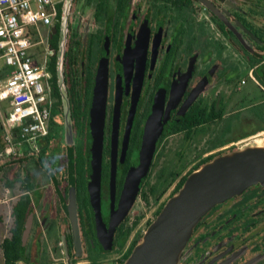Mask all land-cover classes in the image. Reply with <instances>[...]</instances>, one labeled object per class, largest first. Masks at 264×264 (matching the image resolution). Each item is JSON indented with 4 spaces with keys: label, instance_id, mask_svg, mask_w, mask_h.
Masks as SVG:
<instances>
[{
    "label": "flooded vegetation",
    "instance_id": "af4514ba",
    "mask_svg": "<svg viewBox=\"0 0 264 264\" xmlns=\"http://www.w3.org/2000/svg\"><path fill=\"white\" fill-rule=\"evenodd\" d=\"M78 2L83 11L90 10V18L66 10L65 2L46 42L41 34L34 49L37 60L46 54L49 70L55 59L57 74L66 28L63 70L70 109L80 100L87 110L83 133L72 118L75 177L67 154L57 158L53 149L54 131L65 118L58 75L62 112L54 107L45 160L40 158L41 149L38 153L22 149L21 155L5 157L11 159L6 167L34 164L52 184L49 192L35 169H23L22 180L30 177L35 186L24 185L17 200L31 202L29 216H33L29 238L22 245L24 259L18 264H124L143 236L138 229L143 218L131 217L141 198L154 200L156 215L171 188L168 196L205 163L264 134V0ZM57 28L60 39L54 49ZM103 55L108 79L99 230L89 196L87 123ZM58 103L55 97V106ZM156 106L161 109L163 130L152 166L133 207L114 229L127 177L140 163L146 127ZM159 160L164 161L149 186ZM161 177L174 181L154 199L151 189L160 188ZM180 264H264V187H251L214 207L193 232Z\"/></svg>",
    "mask_w": 264,
    "mask_h": 264
},
{
    "label": "water",
    "instance_id": "95a60500",
    "mask_svg": "<svg viewBox=\"0 0 264 264\" xmlns=\"http://www.w3.org/2000/svg\"><path fill=\"white\" fill-rule=\"evenodd\" d=\"M70 3L71 0H66V10ZM65 30L66 28L62 30L61 35L57 75L63 97L68 166L74 179L76 174L75 134L63 70L65 43L63 32ZM107 79L108 63L103 55L93 88L87 123L88 187L98 229H102L100 227L102 219L99 200ZM162 130L161 109L156 106L146 127L140 163L127 177L117 217L112 224L114 229L135 203L140 185L152 166L156 142ZM263 144L247 145L244 149L233 150L217 156L191 173L180 190L166 202L156 219L149 225L141 241L135 246L124 264H180L186 255L193 232L214 207L235 196L242 195L251 187L257 185L264 187ZM95 209L98 212L97 215ZM32 220V215L26 220L22 235L23 246L26 245L29 238Z\"/></svg>",
    "mask_w": 264,
    "mask_h": 264
},
{
    "label": "built area",
    "instance_id": "2783aa9c",
    "mask_svg": "<svg viewBox=\"0 0 264 264\" xmlns=\"http://www.w3.org/2000/svg\"><path fill=\"white\" fill-rule=\"evenodd\" d=\"M66 0H0V110L6 150L0 157L40 151L50 136L55 98L46 54L34 51L41 29L51 28ZM48 52V48L46 49ZM6 193L9 190L6 189Z\"/></svg>",
    "mask_w": 264,
    "mask_h": 264
},
{
    "label": "rangeland",
    "instance_id": "374dc122",
    "mask_svg": "<svg viewBox=\"0 0 264 264\" xmlns=\"http://www.w3.org/2000/svg\"><path fill=\"white\" fill-rule=\"evenodd\" d=\"M77 6V7H76ZM69 8L74 11L75 14L78 16L82 14L85 18V20L90 18V10L86 9V11H83V3L78 2L75 3V0H72V2L69 5ZM47 30V31H45ZM49 32V33H48ZM51 31L49 29H41V34L44 37L41 41L46 42L45 37L50 34ZM8 112V107L7 106H2L0 110V154H3L4 151L6 150V143H5V137H6V132L3 128V120ZM54 144H53V149L56 153V157L59 155H65L67 154V146H66V141H65V124L63 121V125L58 127V130L54 131ZM76 140V139H75ZM264 143V134L257 137L250 139L244 143H241L239 149H244L247 145H256V144H263ZM76 144V141H75ZM170 149V147H168ZM60 150V151H59ZM238 150V149H237ZM12 158V157H11ZM58 158V157H57ZM68 158V154H67ZM8 160L4 156L0 157V163L3 164L7 162ZM68 160V159H67ZM164 160H159L157 167L153 170L152 177L150 179L149 186L153 184L155 181V176L158 172V168L162 165ZM68 162V161H67ZM190 165V164H189ZM30 166V169H35L36 173L42 178V180L45 183L46 187H49V192H52V184L46 178V176L39 171V169L34 165V164H26L24 163H12L10 166L4 168L3 170H0V264H3V252L1 248L2 241L8 237L9 235V228L12 223V217H11V210L12 206L17 202V200L20 197L21 192L23 191L24 184L21 182H14L12 185H9V182L11 181H17L20 179L24 178V168H28ZM69 168V166H68ZM32 169V170H33ZM148 186L146 187V191L148 190ZM6 189L9 190V193H6ZM172 191V188L167 192L166 196L162 199L166 200V202L172 197V195L168 196ZM173 193V192H172ZM166 204V203H165ZM158 205L154 203V200L150 197L149 199H144L141 198L137 206L132 213L131 217L132 220L134 218H137V215L141 216L143 218L139 224V231L143 230V235L146 232L148 226V223H152L156 219L155 211L157 210ZM148 226V227H147ZM142 239V238H141ZM139 240V242L141 241ZM114 258H117V255L114 256Z\"/></svg>",
    "mask_w": 264,
    "mask_h": 264
},
{
    "label": "trees",
    "instance_id": "16d2710c",
    "mask_svg": "<svg viewBox=\"0 0 264 264\" xmlns=\"http://www.w3.org/2000/svg\"><path fill=\"white\" fill-rule=\"evenodd\" d=\"M60 8V7H59ZM58 31L56 35L54 36V39L52 40V46L54 49H58V41L60 39L59 34V28H57ZM50 70L53 75L52 79V85L54 86V98L56 97L59 100V103L56 104V108H59V111L62 112L61 109V103H60V93L57 85V74H56V61L55 59L50 64ZM79 103L76 108L74 106L75 102H73L71 109H72V118L74 119V124L77 129H79L80 133L84 132L85 127V121H86V114L87 110L85 111L82 107V104L80 100L77 102ZM76 103V104H77ZM51 136L47 137L43 141L40 142V149L42 150V154L40 156L41 160L44 161V154L47 151L50 138ZM26 149V148H23ZM6 168V162L1 164L0 163V170H3ZM160 188L159 186H154L153 189H151V195L156 199L157 197H160L170 186V184L174 181V179L169 178H160ZM186 179H184L177 187V189L172 193V196L176 194L180 188L183 186ZM14 182H22L26 187L33 188L35 186V183H32L30 177H26L24 180L18 179L17 181H11L9 182V185L11 186ZM30 206L31 202L25 201V200H19L12 206L11 210V217H12V223L9 228V235L6 237L1 244L2 252H3V264H18L19 261L24 259V251L26 248L22 246V235H23V229L26 223V220L30 213ZM164 207V206H163ZM163 207L157 212L156 216L161 212ZM132 228L128 229V234H130ZM139 242L136 243V245ZM135 245V246H136ZM135 248V247H134ZM133 248V249H134ZM133 249L130 251L129 256L131 255ZM128 256V258H129ZM127 258V259H128Z\"/></svg>",
    "mask_w": 264,
    "mask_h": 264
},
{
    "label": "bare ground",
    "instance_id": "6f19581e",
    "mask_svg": "<svg viewBox=\"0 0 264 264\" xmlns=\"http://www.w3.org/2000/svg\"><path fill=\"white\" fill-rule=\"evenodd\" d=\"M262 146L264 147V144Z\"/></svg>",
    "mask_w": 264,
    "mask_h": 264
}]
</instances>
